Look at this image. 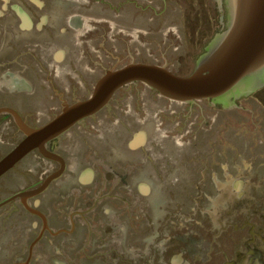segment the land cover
<instances>
[{"label": "flooded vegetation", "instance_id": "af4514ba", "mask_svg": "<svg viewBox=\"0 0 264 264\" xmlns=\"http://www.w3.org/2000/svg\"><path fill=\"white\" fill-rule=\"evenodd\" d=\"M83 5L88 1L0 0V142L14 148L26 130L42 127L87 99L107 73L104 59L95 58L100 67L90 74L92 28ZM226 28L223 23L219 31ZM134 97L137 103H132ZM207 100L212 109L229 106ZM207 100L172 101L142 83L131 84L98 113L49 142L46 150L53 157L32 152L49 163L51 174L0 202V210L15 203V212L23 208L38 220L29 236L40 232L25 249V264L35 261V248L47 244L55 257L74 263L76 258L61 253L57 240L72 235L79 223L95 241L101 240L82 249L88 257L76 264H264V194L247 198V191L257 192L251 184L246 189L227 173L215 188L205 187L201 179L186 204L176 206L171 200L172 117L184 119L198 111L195 117L201 118V111H211L202 107ZM172 107L181 111L172 115ZM207 121L204 126L210 125ZM64 143L72 144L68 155ZM82 160L84 168L78 169ZM46 194L54 195L50 216L41 208L45 200L40 197ZM50 218L69 228L52 229Z\"/></svg>", "mask_w": 264, "mask_h": 264}, {"label": "rangeland", "instance_id": "374dc122", "mask_svg": "<svg viewBox=\"0 0 264 264\" xmlns=\"http://www.w3.org/2000/svg\"><path fill=\"white\" fill-rule=\"evenodd\" d=\"M87 1L88 5L81 7L83 11L90 13V74H93L94 69L99 70L96 59L102 58L108 70L130 63H141L165 66L178 76H189L195 70V59L202 54L217 30V20L211 12L208 0ZM84 65L89 70L87 62ZM136 101L134 97L132 103H137ZM202 103L205 104L202 107L211 111H201V118L195 117L198 111L184 119L182 116L172 117L174 120L171 122V132L168 133L171 200L176 206L186 204L194 199L196 184L201 179L206 183L205 187L215 188L218 183L224 182L227 173L234 175V181L245 183L246 189L248 184H251L250 188L257 189V192L250 190L249 194L247 191V198H256V193H261L257 197L262 198L264 88L249 97L236 100L237 106L230 111L212 109L208 100ZM178 109L172 107V115L181 111ZM205 118L210 125L204 126ZM179 123L182 126L179 127ZM116 143L113 140V148ZM75 144L83 150L81 142ZM64 146L66 153H63L68 155V151L72 152L71 143H64ZM12 149L9 143L0 142V150L5 152L4 156L0 154V160ZM200 159H203L202 163ZM83 162L84 160L79 163L78 169L84 168ZM209 162L211 163L208 166ZM48 166L49 163L37 154L25 158L0 180V202L15 196L28 187L30 182H43L51 174ZM68 181V178L61 180ZM46 195L40 197L41 201L45 200L42 201L41 208L44 214L49 212L50 216V204L54 195ZM15 206L14 203L0 210V264H25V249L31 244L33 246L40 232L37 230L36 235L29 236L31 230H34V222L38 220L26 213L22 207L19 212H15ZM50 221L52 229L69 228L67 223H56L51 218ZM83 228V224L79 223L72 235L62 236L57 240L63 245L64 251L60 250L61 253L67 252L71 256L69 259L76 258L74 263L59 259L62 256L55 257V251L47 244L45 249L41 245L35 248L36 257L32 264H76L77 260L88 257V253L82 255L81 250L93 248L95 242L101 239L96 238L95 241ZM56 231L61 230H51L50 233ZM48 237L51 238L49 234ZM65 241H70L72 245L68 246ZM41 256L45 261H42ZM81 264L100 263L84 261Z\"/></svg>", "mask_w": 264, "mask_h": 264}, {"label": "water", "instance_id": "95a60500", "mask_svg": "<svg viewBox=\"0 0 264 264\" xmlns=\"http://www.w3.org/2000/svg\"><path fill=\"white\" fill-rule=\"evenodd\" d=\"M208 5L217 20V33L226 23L224 1L208 0ZM225 5L227 29L215 33L204 53L195 59L191 75L182 77L165 66L141 63L108 70L87 99L67 107L42 127L26 130V138L0 160V178L36 150L53 157L46 150L49 142L98 113L117 91L128 85L142 83L172 101L194 103L210 99L229 105L224 111L233 110L236 100L264 88V0H225ZM50 182L47 180V184Z\"/></svg>", "mask_w": 264, "mask_h": 264}, {"label": "trees", "instance_id": "16d2710c", "mask_svg": "<svg viewBox=\"0 0 264 264\" xmlns=\"http://www.w3.org/2000/svg\"><path fill=\"white\" fill-rule=\"evenodd\" d=\"M223 1H224V11H225V14H226V15H225V22L227 23V8H226V5H225V0H223ZM226 29H227V28H226ZM226 29H225V30H226ZM225 30H224V31H225ZM221 32H223V31H218L216 34L221 33ZM216 34H215V35H216ZM215 35H214V37H215ZM214 37H212V39H213ZM212 39H211V40H212ZM204 48H205V47H204ZM203 53H204V49H203L202 54H203ZM202 54H201V55H202Z\"/></svg>", "mask_w": 264, "mask_h": 264}]
</instances>
